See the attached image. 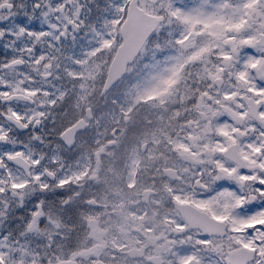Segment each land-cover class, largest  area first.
<instances>
[{
	"label": "flooded vegetation",
	"instance_id": "obj_1",
	"mask_svg": "<svg viewBox=\"0 0 264 264\" xmlns=\"http://www.w3.org/2000/svg\"><path fill=\"white\" fill-rule=\"evenodd\" d=\"M232 2L238 4L236 0ZM255 3L264 10V0ZM256 19L249 28L240 27L245 23L244 16L232 27L227 24L223 34L217 35L208 75L200 81L197 76L191 78L184 99L169 105L166 124L161 126L158 140H149L142 146L146 151L143 157L128 158L125 150L112 162L117 141L109 138L115 137L118 128L111 134L102 132L101 124L109 127L111 122L98 116L92 107L91 114L87 108L80 115L71 116V108L79 106L70 104L68 99L75 94L74 89L67 88L65 94L59 92L50 60L46 75L51 78L56 105L50 119L65 130L55 158H67L65 178L71 183L78 179L80 190L72 192L71 198L80 197L82 204L69 209L66 222L69 226L72 215L80 224L78 242L83 239L87 220L94 223V234L87 245L92 244L93 249L84 256L70 257L69 234L66 243L57 241V253L63 262L73 259L79 264H232L236 253L259 246L264 233L257 231L253 238L246 230L264 224V212L248 218L246 213L237 211L252 196L228 192L223 194L228 199L221 202L219 197L202 199L200 195L210 186L209 177L213 181L220 178L214 176L216 169L235 178L239 190L249 193L252 186L247 182L258 177L239 175L240 170L264 169V135L259 134L264 126V58L242 56V49L249 45L264 51V12ZM44 35L54 33L37 34L36 41ZM17 36L20 38L23 33ZM18 63L19 60L9 68L14 70ZM22 84L23 81L13 84V95L30 99L32 94L26 96ZM133 142H126L125 149ZM150 149L154 153L149 154ZM20 160L23 162V157ZM107 173L115 174L111 190L104 188ZM91 178L99 181V189L85 192L86 181ZM89 200L94 201L93 206L87 205ZM205 233L209 234L207 238ZM24 252L32 254L27 247Z\"/></svg>",
	"mask_w": 264,
	"mask_h": 264
},
{
	"label": "snow or ice",
	"instance_id": "obj_2",
	"mask_svg": "<svg viewBox=\"0 0 264 264\" xmlns=\"http://www.w3.org/2000/svg\"><path fill=\"white\" fill-rule=\"evenodd\" d=\"M78 6L83 17L88 7L86 3L0 0V264H64L57 253V241L64 238L69 227L66 216L74 201L71 180L65 178L67 158H55L65 130L50 119L56 105L53 84L46 73L55 55L52 45L66 38L61 28H53V25L61 24L65 11L70 18L74 16ZM128 11L127 5L120 9L121 15ZM76 28L75 20L68 24L70 31ZM18 33L23 36L18 38ZM48 33H55L59 39L44 35L36 41L37 34ZM245 54L264 58V51L251 45L242 49V56ZM17 60L20 63L14 70L10 69ZM8 79L12 83H6ZM16 81H23L25 95L32 94L30 99L13 95ZM259 134L264 135V126ZM261 155L264 156V149ZM239 175L258 177L247 182L252 186L250 193L240 191L235 178L222 175L216 169L214 176L220 178L213 181V177H209L210 186L200 193L201 198L219 197L223 202L228 199L223 194L228 192L250 195L253 198L246 199L237 211L246 213L248 218L264 212V169L258 172L241 169ZM257 231L264 233V224L246 230L253 238ZM204 236L207 238L209 234ZM258 245L236 253L232 264H264V239L259 240ZM25 247L31 255H25Z\"/></svg>",
	"mask_w": 264,
	"mask_h": 264
},
{
	"label": "rangeland",
	"instance_id": "obj_3",
	"mask_svg": "<svg viewBox=\"0 0 264 264\" xmlns=\"http://www.w3.org/2000/svg\"><path fill=\"white\" fill-rule=\"evenodd\" d=\"M128 1L124 0L122 4L121 0H69L73 4L88 5L84 9V16H80L78 6L74 16L70 18L65 11L60 18L61 24L53 25V28L60 27L66 37L62 43L53 46L55 55L51 60L56 78L54 85H59V92L63 94L67 88L74 89L75 94L68 96V99L70 104L79 106L71 108L74 110L71 116L80 115L92 107L95 112L97 110L98 116L111 122L109 127L101 124L102 132L111 134L119 128L115 131L118 137L109 138L117 141L116 155L112 162L123 156L125 150L128 158L143 157L142 146L149 140H158L162 132L161 126L166 124L165 114L171 109L169 105L185 97L186 91L182 88L189 85L192 77L197 76L200 81L208 75V62L214 55L212 50L218 42L217 35L223 34L227 24L232 27L244 16L245 23L240 27L249 28L257 22L259 14L264 12L255 0H236L238 4L229 6L223 4L224 0H171L167 3L163 0H142V5L148 11L154 14L163 12L167 16L166 22L143 50L131 68L130 76L102 98L101 91L106 76L102 74V67L94 65L93 58L101 49H106L109 54L105 52V57L109 61L113 59L114 53H110L108 49L115 48L116 28L120 27L124 18L120 9L128 6ZM244 5L246 13L243 11ZM65 20L67 23H64ZM73 20L77 22V28L70 31L68 24ZM53 37L59 39L55 37V33ZM99 62L104 65L102 59ZM187 63H191L189 68L195 67L192 77L185 72ZM82 77L89 78L90 85L80 83ZM65 80L67 82L63 84L62 81ZM72 81L75 84L71 85ZM127 118L128 123L125 122ZM155 123L159 127L153 126ZM96 127L98 129L100 123ZM129 141L134 142L130 148L125 149V143ZM151 152L154 153L152 149L149 154ZM114 179V173H107L103 178L104 188L111 190ZM99 186L96 179L91 186L86 187L85 192H96ZM73 201L71 210L82 206L80 197ZM79 226L71 216L64 238L58 239L64 244L67 234L70 235L71 258L84 256L93 249L92 244L87 246L94 234L93 220H87L82 233L83 239L78 242L76 230ZM75 232L77 236L73 239Z\"/></svg>",
	"mask_w": 264,
	"mask_h": 264
},
{
	"label": "water",
	"instance_id": "obj_4",
	"mask_svg": "<svg viewBox=\"0 0 264 264\" xmlns=\"http://www.w3.org/2000/svg\"><path fill=\"white\" fill-rule=\"evenodd\" d=\"M162 21V16L150 15L140 7L139 0L131 1L127 18L121 28L123 42L110 65L103 95L126 74L129 65L135 61L149 36ZM64 264L77 263L70 260Z\"/></svg>",
	"mask_w": 264,
	"mask_h": 264
},
{
	"label": "trees",
	"instance_id": "obj_5",
	"mask_svg": "<svg viewBox=\"0 0 264 264\" xmlns=\"http://www.w3.org/2000/svg\"><path fill=\"white\" fill-rule=\"evenodd\" d=\"M118 44V42L116 41V44H115V48H116V45ZM115 48L114 49H108L109 51H110V53L112 52V53H114V51H115ZM105 52L107 53V54H109L108 52H107V50L106 49H101L96 55H95V57L93 58L94 59V65L95 66H97V67H105V65L109 62V58H107V57H105ZM102 59V61H104V65L102 64H100V62H99V60H101Z\"/></svg>",
	"mask_w": 264,
	"mask_h": 264
}]
</instances>
